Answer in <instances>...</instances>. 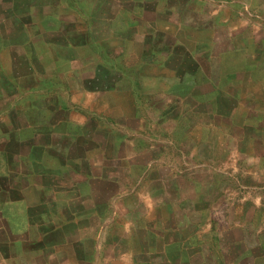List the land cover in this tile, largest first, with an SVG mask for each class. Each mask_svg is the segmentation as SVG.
Instances as JSON below:
<instances>
[{
    "label": "crops",
    "instance_id": "1",
    "mask_svg": "<svg viewBox=\"0 0 264 264\" xmlns=\"http://www.w3.org/2000/svg\"><path fill=\"white\" fill-rule=\"evenodd\" d=\"M0 264H264V0H0Z\"/></svg>",
    "mask_w": 264,
    "mask_h": 264
},
{
    "label": "rangeland",
    "instance_id": "2",
    "mask_svg": "<svg viewBox=\"0 0 264 264\" xmlns=\"http://www.w3.org/2000/svg\"><path fill=\"white\" fill-rule=\"evenodd\" d=\"M6 61L8 62V59L6 58ZM139 65V63H138V60L136 59V57H131V58H129L128 57V59H126V60H123L122 62H119L117 65H116V67L118 68H123L124 69V67H125V69H127L128 71L127 72H129V71H134V68L136 67V66H138ZM130 75H134V73H130ZM16 226H17V228L16 227H12L11 228V232H12V235L14 234V235H17V234H19L18 233V230H21V228L20 227H18V224H16Z\"/></svg>",
    "mask_w": 264,
    "mask_h": 264
}]
</instances>
